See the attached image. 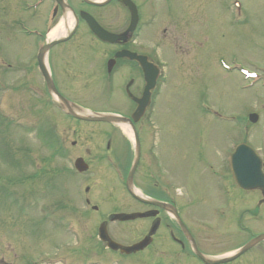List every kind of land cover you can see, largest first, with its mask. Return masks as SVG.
<instances>
[{"label": "rangeland", "instance_id": "rangeland-1", "mask_svg": "<svg viewBox=\"0 0 264 264\" xmlns=\"http://www.w3.org/2000/svg\"><path fill=\"white\" fill-rule=\"evenodd\" d=\"M41 1L0 0V116L10 121L0 128V264H200L188 245L181 251L171 243L170 232H177L162 224L152 243L132 256L112 253L98 239V227L110 215L145 212L149 207L137 203L123 183L135 152L128 134L115 129L129 148L124 150L118 142V148L103 157L106 127L70 120L41 97L35 31L44 33L49 27L45 40L52 41L58 25L64 32L72 25L62 14L52 21V3ZM144 11H153L149 50L162 60L168 54L162 31L168 30L170 67L156 90L134 184L141 194L160 199L169 191L186 206L182 216L199 251L228 255L264 234V205L256 217L245 212L243 216L240 210L252 209L257 194L248 192L243 200L230 179L223 186L233 193L234 208L227 206L231 201L220 197L217 177L238 141L261 145L264 0H151ZM180 13V19H171ZM232 13L243 23L230 21ZM85 32L80 28L68 46L93 45ZM147 42V36H141L140 49L147 51ZM62 49H51L49 65L70 71L61 85L72 101L92 111L129 114L130 101L123 93L105 103L99 73L86 67L92 78L75 74L87 61L83 48L59 57ZM251 69L263 77L246 79L243 73ZM253 113L259 117L255 125L249 119ZM39 126L53 130L60 144L54 145L48 129L40 132ZM79 157L89 165L86 173L74 170ZM160 218L165 221L164 214ZM150 226L149 219L111 222L108 233L115 242L130 246L140 242ZM228 264H264V243Z\"/></svg>", "mask_w": 264, "mask_h": 264}, {"label": "flooded vegetation", "instance_id": "flooded-vegetation-1", "mask_svg": "<svg viewBox=\"0 0 264 264\" xmlns=\"http://www.w3.org/2000/svg\"><path fill=\"white\" fill-rule=\"evenodd\" d=\"M50 1L54 2L55 0H50ZM76 1H79L80 2L79 4L84 6V7H79L77 5H73L72 1L71 3H69L71 7L73 8L74 15H76L79 18L77 31L68 42L59 45L60 47L63 48L60 52L61 54L59 55V57H64L65 51H71L72 49H75L76 51H78L80 48H83V51H82L83 55L87 57V61H85L84 63L87 65L85 64H83L82 66L79 65L80 69L76 68L75 74H78V75L82 74V76L92 78L91 71L93 73L95 72L99 73L101 77L100 81H102V86H103L102 98L108 100L112 98L111 96H114L118 92L123 93L131 101L128 106L129 114L124 115V116L131 117V115L135 112L137 108L136 103L132 100L133 97L141 98L144 92V87H145L144 72L138 62L132 61L124 57L116 58V55L122 51L135 52V53H138L139 55L146 56L147 60L150 63L152 64L155 63L154 54L152 51L149 50V48H152L149 44H153L150 42V40L154 39V31L152 29L150 30V27L152 26L151 17L153 16L152 15L153 11L151 13H145L144 11V6L149 2L151 3V0H130L135 5V9L137 11V16H138L137 24L134 30L130 32L128 30L130 29L131 24L133 22L134 14H133V9L130 8L125 3V0H112L106 6H103V7H97L95 5L87 4L85 3L84 0H76ZM92 10H96L98 13L93 12ZM64 12L65 11L62 10V8L56 7L54 11V18L55 17L57 18L60 14L64 15ZM82 12H85L91 15L98 22V24L102 28H104L106 31L112 34L120 35L122 36V38L115 43H106V42H102L98 40L89 30L86 21L83 18H81ZM181 14L182 13H180L178 17H171V19L172 20L174 18L180 19L179 17ZM168 15L171 16L170 14ZM229 19L230 21L234 22L236 25L238 24L237 21H240V19H236L234 17H230ZM241 23H243L242 20H241ZM178 25H180V21L178 22ZM80 28H84V30L86 31L85 34H87L88 37L92 39V40L90 39V41H94V43L93 45H90V46L85 45L84 43H81L78 45L76 44V45H73L72 48H70V46H68V43L76 36ZM167 31H168L167 28H165L162 31V37H163V41H165V44H166L163 50H165V52L168 53L167 55H165L167 56V59H168L169 52L167 51L170 48V45H169L170 41L168 39ZM143 35H146L148 38L147 51H143L142 49H140V45H139L140 43H138L141 36ZM178 53L182 54V51ZM167 59L166 60L163 59L158 62V64H161L164 70V77L167 76V71H168V68L170 67L169 62H168L169 60ZM86 67H90L91 71L89 70L84 71V68ZM49 69H50L51 76L53 78L54 84L58 92L66 99L72 101V99L69 96H67V94L65 93L64 91L65 89H62V85H65L63 81L67 79V75L70 73V71L68 69L65 70L63 66L55 68L53 67V64L49 66ZM77 70H79V72H76ZM122 79H126V81L123 83ZM46 94L48 93L46 92ZM151 110L152 108H151V103H150L149 106L146 108V111L143 117L140 118V120L134 124V127L138 134L139 141L141 143V146L143 142V136L144 134H146L148 130L147 121L151 117ZM110 127L112 128V130L109 133L107 132L104 133V136H110V139H107L108 141L105 146L106 150H108L107 153L112 152L115 149H117L118 142H120L119 145L125 146L124 150H127L129 148L128 142L126 143V140L122 137L120 133L119 135L114 133L115 128H113V126H110ZM122 143L126 145H122ZM256 152H257V155L261 156L262 148L258 147V149H256ZM126 153L127 152H125V154ZM220 177H225L226 179H232L230 161L228 165L225 166V170L222 174H220ZM238 190L243 193V200H245L246 198L245 196L248 194V192L242 191L240 189ZM218 191H219L220 197L224 196V198H231L233 195V193L230 190L224 191L222 187L219 188ZM256 193L259 196L256 206L258 208H261L264 205V202H262L263 201L262 193L260 191H256ZM164 200L165 202L173 205L176 208L177 212L179 213L180 217L183 219L182 213L186 206L185 205L181 206L179 203H175L174 201H171L169 198L167 199L164 198ZM147 207H149L147 211L155 209L152 206L147 205ZM216 207L217 206H214L213 209ZM161 214L165 215L164 222H162V218H160ZM157 217L161 219V224L163 225L164 229L166 228L170 230L172 226L174 230L177 232L175 234V232L171 231L168 239H173L178 245H180L182 249L185 248V243L187 244L188 239L184 235L182 230L179 228L177 223L173 221L170 214L165 211L160 210ZM157 217L148 218L149 220H151V226L154 224ZM153 239H155V236L153 237ZM196 239L197 238L194 237V240L197 243Z\"/></svg>", "mask_w": 264, "mask_h": 264}, {"label": "water", "instance_id": "water-1", "mask_svg": "<svg viewBox=\"0 0 264 264\" xmlns=\"http://www.w3.org/2000/svg\"><path fill=\"white\" fill-rule=\"evenodd\" d=\"M86 1L90 2L88 0H86ZM61 6L63 8L67 7L63 1L61 3ZM82 17L86 18L84 16V14H82ZM90 26L97 36H99L101 38H107L106 37L107 34H103V30L98 26V24L95 21L90 22ZM58 42H62V41L53 42V43L49 44L48 46H46L45 48H43L39 53L38 62H39V67L42 71V74L44 75V77L47 81L49 91L56 98H58L59 101H61L64 104V106L67 108L69 114H71L72 116H74L78 119H81L84 121H89V122H106V123H113V124H118V125H129V126L132 125L131 120L124 118V117L115 116V115H104V114H88L85 111L69 104L68 101H66L64 98H62L57 93V91L54 87V84L50 78V75L48 73V70L46 68L45 57H46V54L48 53L49 49L53 45L57 44ZM118 56H120V55H118ZM134 58H136V57L134 56ZM142 66L144 68V71H146L147 86L145 89L144 98L140 101L138 100L139 108L137 109L136 113L133 115V119L135 121H137V119L143 113L146 98L149 96L150 91L154 87V84L156 81L155 77L149 76V74H147L148 73V70H147L148 64H146L144 61H142ZM76 111L81 112L82 114L77 115ZM256 120H257V116H251V121L255 122ZM136 144H137V157H136V160L134 162V165L130 171V174H129L128 180H127V187L129 189V192L131 193V195L136 200H138L142 203L154 205L158 208L164 209V210L169 211L172 214H174L175 218L177 219L180 227L182 228V230L184 231L186 236L192 240L191 236L189 235V232L187 231L185 226L182 224V222L178 218L175 211H173L167 204L143 198L141 196H138L135 193V188L133 185V176H134L135 170L137 168V165L139 162V155H140V147H139L138 139H136ZM242 147L237 149L236 154L234 156L235 162L233 163V169H234V176H235L236 182L238 183V185L240 187L245 188V189L261 188L262 190H264V175H263V171H262V165H263L262 162L259 159H257L254 155H252L251 151L249 149H247V147L246 148H245V146H242ZM263 148H264V131H263ZM75 165H76V168L80 172L86 171L88 169V166L83 162L82 159L77 160ZM155 214L156 213H153V212L136 213V214H116V215H112L110 217V221H122V222L131 221V220H136L138 218L151 217ZM157 228H158V223H156L153 226L150 233L142 241H140L139 243L134 244L130 247H124V246L114 242L113 240H111L108 236V233H107V224L106 223L101 225V227L99 229V235H100L101 240L106 242L110 249L120 250L122 253L130 254V253H136V252L142 251L146 247H148L152 242V236L157 231ZM262 241H264V235L259 236L258 238L250 241L247 245H245L242 249H240L237 253H235L231 257L222 258V259H214V260L207 259L206 257H204L201 253H199V251L196 249L195 246H194L195 247L194 249H195L196 255L200 259H202L205 264H224V263L234 261L235 259L240 257L242 254L246 253L247 251H249L251 248H253L255 245H257L258 243H260Z\"/></svg>", "mask_w": 264, "mask_h": 264}, {"label": "bare ground", "instance_id": "bare-ground-1", "mask_svg": "<svg viewBox=\"0 0 264 264\" xmlns=\"http://www.w3.org/2000/svg\"><path fill=\"white\" fill-rule=\"evenodd\" d=\"M64 32L63 27L58 25L51 33L52 38H56L57 36L61 35ZM139 194V192H136Z\"/></svg>", "mask_w": 264, "mask_h": 264}]
</instances>
